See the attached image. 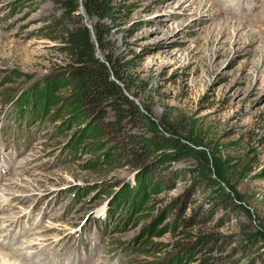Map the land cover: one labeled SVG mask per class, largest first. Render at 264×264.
<instances>
[{"label": "rangeland", "instance_id": "1", "mask_svg": "<svg viewBox=\"0 0 264 264\" xmlns=\"http://www.w3.org/2000/svg\"><path fill=\"white\" fill-rule=\"evenodd\" d=\"M258 1L111 0L105 64L139 111L122 121L172 143L139 164L70 100L67 61L47 36L59 3L0 0V249L29 239L26 264H264ZM95 21L83 19L93 40Z\"/></svg>", "mask_w": 264, "mask_h": 264}, {"label": "trees", "instance_id": "2", "mask_svg": "<svg viewBox=\"0 0 264 264\" xmlns=\"http://www.w3.org/2000/svg\"><path fill=\"white\" fill-rule=\"evenodd\" d=\"M62 7L60 17L54 18L52 30L55 36H48L51 40L58 42V52L66 59L64 71L67 75L70 88V100L76 108L85 112L89 117L97 120V127L102 126L109 131L110 136L115 138L119 148L134 156L139 164L144 162L143 153L156 141L161 146L172 144L170 139L164 136L156 127L150 137L131 133L127 126L126 119H134L139 112L136 104L127 96L116 80L122 81V74L118 68H113V74L108 70L106 62L112 61L107 54L106 46L102 42L101 35L108 29L102 20L115 19V12L111 0H55ZM82 8L84 15L80 13ZM95 18L92 31L96 40L92 39L91 29L86 26L83 19ZM96 49L103 52L104 60L96 55ZM113 76V77H112ZM116 80H115V79ZM135 95V94H134ZM113 105L117 109V118L111 121H104L105 108ZM18 116L22 120L32 118L31 111L23 109L22 102L16 103ZM126 120V121H122ZM103 121V122H102ZM98 122L102 125H98ZM158 139H154V138ZM154 139L155 141H151ZM169 155L161 156L156 164L168 160ZM153 168L151 167L150 170ZM156 170V174H160ZM157 177V176H156ZM229 197V195H225ZM187 224H190L187 222ZM213 235H199L198 246H206ZM204 259L205 263L209 264Z\"/></svg>", "mask_w": 264, "mask_h": 264}, {"label": "bare ground", "instance_id": "3", "mask_svg": "<svg viewBox=\"0 0 264 264\" xmlns=\"http://www.w3.org/2000/svg\"><path fill=\"white\" fill-rule=\"evenodd\" d=\"M262 3H264V2L260 3V1H258L257 5L262 4ZM254 4H255V1H254ZM244 7H250V6L246 5ZM250 8L253 11L255 7H250ZM0 190L2 191V193L0 194V208L2 209L5 207L3 201L6 200V198H8L10 196V195H4V194L5 193L9 194L10 189L5 188L4 190L3 189H0ZM30 244H31V241L28 239L27 242L26 241H23L21 243L19 242V243H17V245L15 247L10 248L8 250L0 249V264H26L24 262V258L27 257L30 253L32 254V252L29 248ZM32 264H34V263H32Z\"/></svg>", "mask_w": 264, "mask_h": 264}, {"label": "water", "instance_id": "4", "mask_svg": "<svg viewBox=\"0 0 264 264\" xmlns=\"http://www.w3.org/2000/svg\"><path fill=\"white\" fill-rule=\"evenodd\" d=\"M88 26V25H87Z\"/></svg>", "mask_w": 264, "mask_h": 264}]
</instances>
